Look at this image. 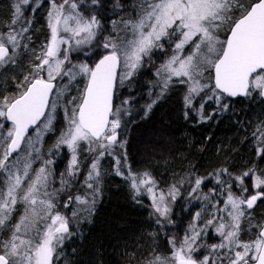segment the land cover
Wrapping results in <instances>:
<instances>
[{
    "label": "snow or ice",
    "instance_id": "obj_1",
    "mask_svg": "<svg viewBox=\"0 0 264 264\" xmlns=\"http://www.w3.org/2000/svg\"><path fill=\"white\" fill-rule=\"evenodd\" d=\"M50 5L47 14L50 38L35 54L30 72L18 82L19 94L0 99V118L11 124L6 134L0 132V229L7 231L17 205H25V213L12 227L11 234L0 240V264H53L65 239L73 235L68 218L55 210L53 197L56 193L47 191L52 175L48 165L52 161L45 160L32 175L34 161L40 159V149L35 145L42 139L44 131L51 130L62 97L68 128L54 147L66 146L72 155L67 167L69 179L62 173L61 184L64 188L70 187V178L80 171L78 149L83 142L88 145V152L98 153L85 178L87 187L93 189V197L99 190L93 182L100 176V159L111 154L113 146L119 144L122 147L124 143L118 138L124 110L116 107L113 111L114 84L121 63L126 69L120 77L122 82L133 76L143 57L149 56L153 49H163L167 42L173 47L174 54L157 69L162 80L161 95L175 77L178 83L188 86L185 106L193 111H196L193 104L197 97L200 98V111L205 100L214 99L220 105L225 96L248 97L254 90L264 97V0H251L247 4L243 0H141L138 19L123 21L125 30H131L132 38L125 36L119 42L106 38L101 45L106 54L94 66L87 62L71 63L69 53L96 40L100 27L96 16L85 18L74 0L60 3L50 0ZM29 7L30 0H16L12 6L7 31L0 32V67L16 65L19 49L29 47L25 43L32 39L28 33L33 20L26 14ZM221 35L226 38L221 39ZM188 48L191 51L183 55ZM205 73L214 83L202 82ZM58 77L67 78L68 84L58 87L54 83ZM78 77L85 80L84 87L77 88L78 96L67 99L71 95L69 86ZM206 89L211 90V96L206 95ZM155 103L153 100L147 109L151 110ZM223 107L227 109L229 105ZM49 108L51 111H46ZM185 115L187 117V112ZM41 117H46L43 130L38 128L33 140L27 134ZM5 126L0 123V129ZM255 138L260 143L257 155L264 159V132ZM25 145L27 151L19 155ZM221 174L230 175L227 169H221L218 177ZM117 175H122L119 169ZM246 177H251L252 187L257 190L247 198L244 195L248 191L244 183ZM128 179L136 192L142 187L147 189L157 224L161 218L168 220L171 208L163 192L156 195V182L152 176L148 172L140 176L129 172ZM203 179L195 180L190 195L197 192ZM235 180L243 188L240 196L233 194L230 184L223 207L213 205L216 211L203 229L191 224L190 234H186L179 244L176 238L168 241L172 249L170 257L155 256L147 264H217V260L224 264L225 259L227 264H264V224L255 226L259 231L254 240L244 242L240 239L241 221L246 210H252L258 200L264 199V177L256 174L255 169H249ZM218 183L225 181L218 179ZM177 194L178 190L173 186L168 196L174 201ZM74 199L80 204L87 202L80 195ZM72 200L69 196L65 207ZM200 215L196 213L194 221L199 220ZM41 223L44 224L42 230L38 227ZM210 226H214L221 237L219 244L211 245V251L220 252V256L214 259L206 255L199 260L194 253L203 247L199 241Z\"/></svg>",
    "mask_w": 264,
    "mask_h": 264
},
{
    "label": "trees",
    "instance_id": "obj_2",
    "mask_svg": "<svg viewBox=\"0 0 264 264\" xmlns=\"http://www.w3.org/2000/svg\"><path fill=\"white\" fill-rule=\"evenodd\" d=\"M5 1L0 0V32L7 30L12 18V0ZM43 6H39L35 11V16L37 13L39 15L37 18L34 16L33 27L42 19L39 17L43 16ZM103 6L105 9L102 12L104 11L109 19L118 21L119 11L125 5L123 0H99L98 9H103ZM104 53L99 52L94 61ZM151 82L153 90H156L158 85L162 89L160 76L150 81L139 76L131 80L128 86L130 101L141 91V87L146 90L142 95H138L139 104H136L135 100L131 104H124V107L128 106V112L121 126L125 125L123 129L126 141L125 159L130 170L137 172L145 169L153 179L159 180L161 186L176 184L179 177L192 175V172L198 173L199 177H210L211 181L223 180L225 185H230L236 176L249 169H255L258 175H264V159L257 155L256 149L260 147V143L255 138L264 132V99L257 91L254 90L253 95L248 97L234 99L225 97L220 105L214 99L208 102L205 100L202 111L198 102L200 98L197 97L193 104L196 111H193L185 106L186 84L172 80L163 95L161 92H153L154 96L156 94L153 98L152 93H149ZM212 83L207 80V84ZM118 85L119 81L114 98L116 103L122 102L123 95L122 92L118 96L121 91ZM205 92L207 96L212 95L210 89H206ZM153 100L156 103L148 110L147 105ZM224 104H228L229 107L225 109ZM139 116L138 120L136 117ZM136 138L140 139V143ZM79 155L82 159L79 160L81 170L70 178V187L62 188V185L59 187L53 199L58 205L69 196L75 200L76 193L84 192L80 183L86 177L85 163L90 155L82 151H79ZM119 156L121 160L124 159ZM139 161L143 162V167ZM221 169H227L230 175L221 174L218 177L217 171ZM99 171V180L94 182L99 190L95 197L89 195L90 198H85L87 202L84 208L77 206L78 219L74 221V226L70 227L73 235L66 238L62 246L67 257L66 264H145V261L151 259V256H147L149 253L155 256L170 254L171 245L168 241L185 222V214L191 211L192 208L187 202L191 197L182 193L174 206V214L168 220L163 219L157 224L152 213L149 214L151 209L141 199L135 197L128 182L125 181L127 185L124 181L121 183L122 177L117 175L111 163H103ZM169 173L173 178L171 181L160 180L169 177ZM246 180L250 181L251 177H246ZM76 181L80 182L77 189L73 187ZM217 185L214 183V187L206 191L214 194L218 191ZM21 207V203L17 205L14 212L16 216L20 214ZM259 220L257 218V221ZM150 228L155 234L152 237L149 236Z\"/></svg>",
    "mask_w": 264,
    "mask_h": 264
},
{
    "label": "rangeland",
    "instance_id": "obj_3",
    "mask_svg": "<svg viewBox=\"0 0 264 264\" xmlns=\"http://www.w3.org/2000/svg\"><path fill=\"white\" fill-rule=\"evenodd\" d=\"M136 1L130 0V2H129L130 4L128 7L124 6L120 9L119 20L117 21V20L109 19L107 17V15L102 12V10L105 9L104 6H103V9H101V8H100V10L98 9L99 0H96L95 4L93 3V0H74V2L77 3V5H78V11L85 18H90L93 15H95L96 18H98V21L100 23V27L97 31L96 40H94L92 42V45H83L80 47V49L73 50V52L69 53L71 63L79 64L81 62H87L88 64H90L92 66L93 61H94L93 58H95L96 55L99 54V52H106V50H103V48L101 47V45L105 42L106 38L111 37L116 42H119L120 38L125 37V36H127L128 39H131L132 38L131 30L130 29L125 30V25H124L123 21L138 19V13H139V7L141 4V0H136ZM60 2H62V0H57V3H60ZM243 2L245 4H247V3H250L251 0H243ZM124 3H126V0H124ZM106 5L107 4L105 3V6ZM31 6H33V7L35 6L37 8L38 4L33 3V4H31ZM50 6L51 5L49 3L48 7H47V14H48ZM133 8H135L137 11L136 16H134L132 13H130V10L132 11ZM26 14L34 22V19L31 16L32 12L29 10H26ZM47 14L44 17L43 22H40L37 27L31 26V28L33 30L30 29L28 34L32 37V39H31V41H25V43H28V45H29L27 50H25L24 48L19 49V51H21V50L22 51L20 52V56H19L20 59L17 58V64L16 65L9 64V65L0 67V99H2V97H4V96L12 97V96H16L19 94L18 88H17L18 82L23 81L24 76L30 72L31 66L35 62L34 58H35L36 52L38 54L42 50L45 43L48 41L47 39L50 38V32L48 31L49 28H48V23H47ZM237 15H239V13H237ZM105 22H107V24H105ZM45 27H47V29ZM225 38L226 37L224 35H221V39H225ZM98 41H100V42H98ZM172 43L174 44L175 42H172ZM65 47H67V46H65ZM83 48L86 50H84ZM97 51H99V52H97ZM190 51H191V48H188L187 51H185L183 53V55H187ZM74 52H75V54L77 53L76 56H75ZM88 52L91 53L92 55H90ZM173 54H174L173 47H169L168 43L165 42V46L163 49H160V48L153 49L152 53L149 56L143 57L141 66L134 72L133 76H131L130 78L124 79L123 82H121L120 77H121V75L124 74L126 69L123 67V64L121 63L120 69H119V80H118L119 81L118 86H119V89L121 88V91L119 92L118 96H120L121 93L123 92L122 102L124 100H128L129 103L131 104V102L135 100L138 104L139 101L137 98H138L139 93L135 94L133 97L134 99L132 101H130L131 96H130V91L128 88L130 81L133 80L134 78L139 77V76H142V79H147L148 81H150L153 78H156L158 76L157 75V69H159L160 66L169 57H171ZM10 66H14V67L10 68ZM142 71H143V74H142ZM12 75L14 76V78L12 77ZM173 80H177V78L174 77ZM207 80H209L208 79V73H205V77L202 78V82L207 84ZM152 82L149 83L150 90H151V91H149V93H152L153 98H155L156 94L154 96L153 92L154 93H160L161 91H159V90L161 88H160V85H158V83H157L158 88L156 90H153L151 88ZM160 82H161V86H162L161 77H160ZM177 83H178V80H177ZM55 84L58 87H63L65 84H68V80H67V78L61 79L58 77L57 80L55 81ZM84 84H85V80L83 78L78 77L77 81L73 82L69 86V91H70L71 95H68L67 99H71L73 96H78L79 93L77 92V88L83 89ZM141 89L142 90L140 91V94L144 93L143 90H145L144 88H141ZM187 90H188V86H187ZM186 94H187V91H186ZM53 95H55V93H53ZM66 95H67V93H66ZM122 102L121 101H119L118 103L115 102L114 111H115L116 107H121L124 110V115L122 116V120H123V118L125 116H127L128 106L124 107V104ZM70 110H71V108L69 106L68 111L70 112ZM46 111H51V109L49 108ZM54 117L55 118L52 122L51 130L50 131H44L42 139L39 141V143H37L35 145V147L40 149V159L34 161L32 175L35 174L36 169L43 166V163L45 160L52 161V163L50 165H48L49 171L52 173V175L50 176V179H49V187H48L47 191L56 193L59 190V187L62 185L61 184V174L62 173L64 174V178H66V179L68 178L67 177V167H68L69 161L71 159V155H72L70 150L66 146L61 145L59 148L54 147V145H56L58 139L61 137V134L63 132H66L67 128H68V122H67L66 114H65V99L63 97L58 102V106H57V109L55 110ZM45 121H46V117H43V119L40 121V123L31 132H29L27 135L30 138H32L33 140H35L37 137L38 128H39V130L42 131L43 130V123ZM0 123L6 125L4 128L0 129V132H3L4 134H6L7 131L9 130V128H11V124L6 123V121H4L3 118H0ZM124 128H125V125L121 126V128L118 130L119 140L124 142L123 146L121 147L119 144L113 146V148L111 149V154H105V156H103L100 159L99 167L105 162L111 163L112 167L116 171V173H117V169H119V171L122 173V175H119V176H121L122 178L124 177L123 179H125V180L127 179L126 181H128V180L130 181L128 183L131 187V180L128 179V176H127V175H129L130 169L128 166V162L125 159V142L126 141L124 140V135H123V132H124L123 129ZM87 148H88V145L82 142L80 148L78 149V160H82L80 158L79 151H82V152L90 155V156H88V160L85 163V168L87 169L86 176L90 170V166H91L93 159L98 155V153L88 152ZM0 151H2V149H0ZM26 151H27V148L25 145L24 151H21L18 154L24 155ZM119 155H121L124 159L121 160ZM14 158H15V156L13 157V159ZM117 161H119V163H117ZM38 162H39V165H38ZM79 168L81 170L80 166H79ZM130 172L134 174V172H132V171H130ZM142 172L144 173L147 171H140L139 170V173L141 175L143 174ZM219 172L220 171H217V173H219ZM136 174L137 173H135V175ZM194 174L195 173H193V175L188 174L186 176H183L182 178L179 177L176 184L171 183L169 186H161L159 183V180L156 181L154 179L156 182V187H155L154 191H155L157 196H159L158 194H160L161 192H163L165 194V196H168L169 190L173 186H175V188L178 190V194L176 195V199L174 201L171 200V198L169 196L166 197L167 202L171 208V212L169 213L168 218H170L174 214V206L177 203V200H178L179 196H181L182 193H185L186 196L191 197L189 199V201H187V202L189 204V207H191L192 209L188 213V217L185 219V222L181 226H179L178 229L176 228L177 229L176 234L173 235V238L177 239L178 244H179V241L183 240V238L186 234H190L189 226L191 224L195 223L198 228L203 229L205 227V222L208 219H211L212 215L216 211V209L213 207V205H215L217 207H223V201L227 197V189H228L229 185L226 184L227 185L226 186L225 183L220 184V183H218V181L216 182L215 179H213L211 181L210 180L211 178L207 177V176L202 177L204 179L202 180V183H201L199 189L197 190V192L190 195V193H192V188L195 186L196 178L197 177L200 178L197 174H195L196 175V178H195ZM223 175H225V174H223ZM137 176H138V174H137ZM168 176L169 177L160 178V180L171 181L173 179L171 176V173H169ZM262 177H264V175ZM98 180H99V178H98ZM90 182H92V181H90ZM79 183H80L79 181H76V183L74 184L73 187L75 189H77V185ZM214 183L218 184L216 186L217 188L219 187L218 191H216L214 194L211 193V191H206V189L208 190L210 188H213ZM244 183H245V186H247V188H248L247 193L244 194L245 198L250 197L251 195L255 194V192L257 190L252 187V179L250 181L246 180ZM230 184L232 185L231 190H232L233 194L236 196H240L241 193L243 192V188L238 185V182L236 180H233L232 182H230ZM80 185L84 188V192L76 193V196L80 195L84 198H90L89 195H92L93 189H89L87 187V185L85 183V179L80 183ZM204 185H206V186L203 187ZM25 187H27L26 184H25ZM62 188H64L63 185H62ZM131 189H132L136 198L141 199V201H143V203H145L147 206L149 205L148 208L151 209V211H149V214L151 212L153 217L157 220V215L154 212L153 204H151L152 200H151V198L147 192V189L142 187L139 192H136L132 187H131ZM205 196H207V199H204ZM54 197H53V199H54ZM67 201H68V198H67V200L63 201L60 205L55 203L56 204L55 210L60 212L62 215H65L70 222V227H72L75 224L74 221H76L78 219V214L76 213L77 206H81L82 208H84L85 203L80 204V203H77L75 200H73L71 202L72 205L70 204L68 207H65V203ZM21 204H22V207L20 208V214H18L17 216L15 214L13 215V219L8 226V230L4 231L3 229H0V240L8 238V236L11 234L12 227L19 221L20 217L22 215H24L25 205L23 203H21ZM254 209H258V213L254 214L253 213ZM74 212L76 213L75 216H73ZM198 212L201 214L200 218H199V220L194 221V217L196 216V213H198ZM207 216H208V218H207ZM257 218L260 220L257 221ZM161 220H163V218H161ZM263 222H264V199H261V202L257 206H254V208L252 210H246V215H245L244 219L241 221V227L243 226L241 229L244 230L243 231L244 233L242 232V230L240 232L241 241L247 242L250 240H254L256 238L258 231H259V229L255 226L260 225ZM38 227H40V229L42 230L44 228V224L41 223L38 225ZM149 231H150L149 236L152 237L154 235L152 228H150ZM4 232H5V234H4ZM245 233H247L246 234L247 238H246V236H243ZM242 237H245L246 239L242 240L243 239ZM220 242H221V237L216 234L215 227L210 226L207 229V231L200 238L199 243L203 247H200L198 249L197 253H194L195 258L202 260L204 258V256H206V255H211L214 259L219 257L220 252H212L211 251V245L219 244ZM62 246L57 253V259L54 260L53 264H66L67 257L65 256L66 253L64 252V249H62ZM171 251H172V249H171ZM147 256H151V259H149L148 261L152 260L155 257V255H153L151 253H149ZM170 256H171V252H170V254H168L166 256H161V257H170ZM148 261H145V264ZM217 264H219V260H217ZM224 264H227L226 259L224 261Z\"/></svg>",
    "mask_w": 264,
    "mask_h": 264
},
{
    "label": "flooded vegetation",
    "instance_id": "obj_4",
    "mask_svg": "<svg viewBox=\"0 0 264 264\" xmlns=\"http://www.w3.org/2000/svg\"><path fill=\"white\" fill-rule=\"evenodd\" d=\"M136 1V0H135ZM16 2V0H12V6H13V4ZM130 2V0H126V3H124V0H123V4L125 5V7H128L129 6V3ZM137 2V1H136ZM30 3L31 4H33V3H36V4H38V6H37V8L39 7V6H43V8H44V13H43V16L42 17H39V18H42L41 19V21H38V24L40 23V22H43V19H44V17H45V15L47 14V7H48V4L50 3V0H30ZM106 3V2H105ZM105 7V6H104ZM35 6L33 7V6H31V7H29L28 9H26V10H29V11H31L32 12V14H31V16L34 18V16H35V11H36V9H37ZM13 11V10H12ZM133 11V12H132ZM130 10V13H132L134 16H136V14H137V11H136V9L135 8H133V10ZM103 13L105 14V12L103 11ZM39 15V13H37L36 14V16H35V18H37V16ZM97 20H98V18H97ZM112 20H116V19H112ZM38 26V25H37ZM37 26H34V27H37ZM105 54V53H104ZM103 54V55H104ZM102 55H100V57H101ZM97 57V56H96ZM95 57V58H96ZM99 57V58H100ZM95 58H93V60L95 59ZM99 58H97L95 61H93V64H92V66L94 65V63L99 59ZM14 66H10V68H13ZM12 77L14 78V76L12 75ZM6 123H9V122H6ZM261 202V199L260 200H258L257 201V203H256V205L255 206H257L259 203ZM253 213L254 214H256V213H258V211L257 210H253ZM185 216H186V218L188 217V214L186 213L185 214ZM262 224H264V222L262 223Z\"/></svg>",
    "mask_w": 264,
    "mask_h": 264
},
{
    "label": "bare ground",
    "instance_id": "obj_5",
    "mask_svg": "<svg viewBox=\"0 0 264 264\" xmlns=\"http://www.w3.org/2000/svg\"><path fill=\"white\" fill-rule=\"evenodd\" d=\"M4 1H5V0H4ZM5 2H6V1H5ZM8 2H9V1H8ZM5 9H6V7H5ZM0 25H1V24H0ZM45 28L47 29V27H45ZM36 29H37V28H36ZM31 30H33V29L31 28ZM44 31H45V30H44ZM48 31H49V30H48ZM38 33H39V32H38ZM47 33H48V32H47ZM28 35H29V34H28ZM47 35H48V34H47ZM47 35H46V36H47ZM43 36H44V35H43ZM43 36H42V37H43ZM44 37H45V36H44ZM47 37H48V36H47ZM42 39H43V38H42ZM46 39H47V38H46ZM47 40H48V39H47ZM39 41H40V40H39ZM44 41H45V40H44ZM45 42H46V41H45ZM98 42H100V41H98ZM94 43H95V42H94ZM41 44H42V43H41ZM91 45H92V44H91ZM99 46H100V45H99ZM87 48H88V47H87ZM83 49H84V48H83ZM94 49H95V48H94ZM94 49H93V50H94ZM23 50H24V49H23ZM84 50H86V49H84ZM101 50H102V49H101ZM103 50H104V49H103ZM21 51H22V50H21ZM21 51H19V52H21ZM95 51H96V50H95ZM72 52H73V51H72ZM76 52H77V51H76ZM85 52H86V51H85ZM90 52H91V51H90ZM97 52H99V51H97ZM88 53H89V52H88ZM92 53H93V52H92ZM95 53H96V52H95ZM21 54H22V53H21ZM25 54H26V53H25ZM36 54H37V52H36ZM74 54H75V52H74ZM76 54H77V53H76ZM76 54H75V56H76ZM89 54L92 55L91 53H89ZM93 54H94V53H93ZM97 54H98V53H97ZM26 55H27V54H26ZM102 55H103V54H102ZM19 56H20V55H19ZM19 56H18V58H19ZM96 56H97V55H96ZM99 57H100V56H99ZM99 57H98V58H99ZM23 58H24V57H23ZM19 59H20V58H19ZM34 59H35V58H34ZM34 59H33V60H34ZM26 64H27V63H26ZM142 83H143V82H142ZM143 84H144V83H143ZM145 86H146V84H145ZM134 87H135V86H133V88H134ZM133 88H132V89H133ZM141 88H142V87H141ZM141 90H142V89H141ZM143 91L145 92L146 90H143ZM133 92H134V91H133ZM136 92H137V91H136ZM136 92H135V93H136ZM142 94H143V93H142ZM142 94H141V95H142ZM138 95H140V92H139ZM145 95H146V94H145ZM207 102H208V101H207ZM133 103H134V102H133ZM135 103L137 104V102H135ZM138 104H139V103H138ZM133 106H134V105H133ZM136 106H137V105H136ZM136 118L139 120L140 116H139V117H136ZM133 122H134V119H133ZM133 122H132V123H133ZM132 123H131V124H132ZM134 123H136V122H134ZM136 136H137V135H136ZM137 137H138V136H137ZM138 138H139V137H138ZM136 139H137V138H136ZM137 140H138L137 142H139L140 139H137ZM134 142H135V141H134ZM141 142H142V141H141ZM131 143H132V142H131ZM131 143H130V144H131ZM139 143H140V142H139ZM132 144H133V143H132ZM139 146H140V145H139ZM142 146H143V144H142ZM129 147H130V145H129ZM143 147H144V146H143ZM144 148H145V147H144ZM138 149H139V148H138ZM145 150H146V149H145ZM139 153H142V152H139ZM143 153H144V152H143ZM144 154H145V153H144ZM136 155H137V154H136ZM140 155H142V154H139V156H140ZM136 157H138V156H136ZM138 158H139V157H138ZM140 159H141V157H140ZM140 159H138V160H140ZM140 161H141V160H140ZM140 161H139V162H140ZM142 161H143V160H142ZM136 162H137V161H136ZM140 163L143 164V162H140ZM134 164H136V163H134ZM134 164H132V165H134ZM139 165H140V164H139ZM143 166H144V164L142 165V167H143ZM146 166H147V164H146ZM136 167H139V166H136ZM142 167H141V169H143ZM144 168H145V167H144ZM130 169H131V168H130ZM134 169H135V166H134ZM139 169H140V168H139ZM128 170H129V169H128ZM132 170H133V169H132ZM132 170H129V172L132 171ZM137 171H138V170H137ZM140 171H141V170H140ZM143 171H145V169H144ZM201 171H202V170H201ZM132 172H134V171H132ZM187 172H188V171H187ZM187 172H185V173L187 174ZM194 172H195V171H194ZM199 172H200V171H199ZM202 172H203V171H202ZM123 173H124V172H123ZM135 173H137L138 176L141 175V174L139 173V171H138V172L135 171L134 174H135ZM142 173H143V172H142ZM125 174H126V173H125ZM125 174H124V175H125ZM137 174H136V175H137ZM186 174H185V175H186ZM195 174H196V173H195ZM195 174H194V175H195ZM197 174H198V173H197ZM200 174H201V173H200ZM200 174H199V175H200ZM192 175H193V172H192ZM127 176H128V175H127ZM127 176H126V177H127ZM200 176H201V175H200ZM193 177H194V176H193ZM193 177H192V178H193ZM202 177H203V176H202ZM202 177H200V178H202ZM120 178H121V177H120ZM123 178H124V177H123ZM123 178H122V179H123ZM195 178H196V175H195ZM197 178H198V177H197ZM197 178H196V179H197ZM122 179H121V181H122L121 183H123V181L125 182V181L127 180V179H126V180H125V179L122 180ZM126 182H130V181L128 180V181H126ZM126 182H125L124 184H126ZM118 183H119V182H118ZM127 184H128V183H127ZM127 184H126V185H127ZM117 185L119 186V184H117ZM121 185H123V184H121ZM123 186H124V185H123ZM111 187H113V186H111ZM111 187H110V188H111ZM125 187H126V186H125ZM115 188H117V187H115ZM126 188H127V187H126ZM168 188H169V187H168ZM108 190H110V189H108ZM108 190H107V191H108ZM160 191H161V190H160ZM166 194H167V193H166ZM158 195H159V194H158ZM166 197H168V196H166ZM131 198H132V197H131ZM169 200H170V199H169ZM170 201H171V200H170ZM150 202H151V201H150ZM151 204H152V203H151ZM71 205H72V204H71ZM170 205H171V204H170ZM148 206H149V205H148ZM146 207H147V206H146ZM145 213H147V212H145ZM144 215H145V214H144ZM210 215H211V214H210ZM143 218H144V217H143ZM207 218H208V216H207ZM146 220H147V219H146ZM148 223H150V222H148ZM155 223H156V222H155ZM242 227H243V226H242ZM242 227H241V228H242ZM80 229H81V228H80ZM243 229H244V228H243ZM7 230H8V229H7ZM160 230H161V229H160ZM241 230H242V229H241ZM4 231H5V230H4ZM146 231H148V230H146ZM152 231H153V230H152ZM162 231H163V230H162ZM243 231H244V230H242V232H243ZM9 232H10V231H9ZM76 233H77V232H76ZM156 233H157V232H156ZM243 233H244V232H243ZM4 234H5V232H4ZM158 234H159V233H158ZM164 234H165V233H164ZM246 234H247V233H245L243 236H246ZM154 235H155V234H154ZM154 237H155V236H154ZM76 238H77V237H76ZM79 238H80V237H79ZM242 238H243L242 240H244V239L247 238V236H246V238H245V237H242ZM80 240H81V239H80ZM68 241H69V240H68ZM69 244H70V243H69ZM158 244H160V243H158ZM66 245H67V244H66ZM154 245H155V244H154ZM160 246H162V245H160ZM71 247H72V246H71ZM62 248H63V247H62ZM76 250H77V249H76ZM65 256H66V255H65ZM64 259H65V258H64ZM61 261H62V260H61Z\"/></svg>",
    "mask_w": 264,
    "mask_h": 264
},
{
    "label": "water",
    "instance_id": "obj_6",
    "mask_svg": "<svg viewBox=\"0 0 264 264\" xmlns=\"http://www.w3.org/2000/svg\"><path fill=\"white\" fill-rule=\"evenodd\" d=\"M100 59V58H99ZM98 59V60H99ZM97 60V61H98ZM95 64V63H94ZM94 66V65H93ZM118 70H119V67H118V69H117V74H118ZM116 83H117V78H116V81H115V84H114V92H115V89H116ZM225 97H227V96H225ZM240 97H244V96H237V97H227V98H230V99H234V98H240ZM262 98H264V97H262ZM41 119H42V117H41ZM39 122V121H38ZM38 122H37V124H38ZM36 125H33V126H31L30 127V129H29V132L32 130V129H34V127H35ZM28 132V133H29Z\"/></svg>",
    "mask_w": 264,
    "mask_h": 264
}]
</instances>
